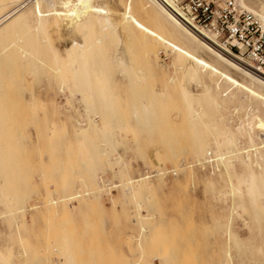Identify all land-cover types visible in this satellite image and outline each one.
I'll return each mask as SVG.
<instances>
[{
  "label": "rangeland",
  "instance_id": "1",
  "mask_svg": "<svg viewBox=\"0 0 264 264\" xmlns=\"http://www.w3.org/2000/svg\"><path fill=\"white\" fill-rule=\"evenodd\" d=\"M98 25L93 24L90 31L93 43L97 38L104 39V46L96 50L98 57H116L118 34ZM71 34H52L62 54L80 37L78 33ZM125 39V45L131 47L134 66L124 68L115 61L109 63L117 97L113 103L118 107L114 114H104L99 99L85 106L78 98L73 108L63 98L53 99L51 90L59 89L63 82L46 68L36 67L31 76L27 74L29 66L19 65L17 73L26 77L22 92L9 87L6 71L0 73L4 91L0 92V106L5 103L1 97L10 96L11 105L16 107L14 119L21 127L17 143L4 151L1 165L4 194H0V248L4 252L12 250L15 264H264V211L257 207L264 187L259 177L256 184L260 191H249L247 185H240L246 200L231 220L230 238V213L216 201L222 189L218 177H207L197 167L194 175L187 171L178 177L166 175L167 170L179 169L183 160L192 162V158L200 156L193 151L196 138L179 84L166 81V77L175 75L176 56L170 51L143 49L129 36ZM99 58L95 59L97 66ZM26 62L31 63L30 59ZM160 64L166 68L163 76L159 75ZM140 70L143 81L149 77L142 84L134 78ZM236 76L241 78L238 73ZM176 78L181 79V74L177 73ZM188 79L187 88L198 93L199 86ZM30 90L42 93L35 101V113L30 112ZM143 103L154 105L155 112L137 118L133 108ZM238 105L239 100L229 103L226 117L234 120L230 132L236 140L248 146L249 138L242 130L246 110L238 112ZM57 106L70 112L56 113ZM146 118L150 120L148 125L144 124ZM53 122L59 133L55 144L48 136ZM95 124L98 129H94ZM202 142L206 144L205 152L216 147L211 136ZM146 170L162 174L142 181L140 187L136 184L128 190L123 186L126 180L147 177L150 173L144 174ZM230 172L242 174L243 167L237 161ZM104 178L118 180L120 187L115 192L112 186L106 189ZM64 183L68 185L66 189ZM78 191L83 195L82 202L70 200L67 210L53 205L45 208L46 200H58ZM9 192L14 199L11 208L6 205ZM33 205L40 208L33 210ZM23 210L25 223L21 221ZM239 213L249 218L250 229L243 228Z\"/></svg>",
  "mask_w": 264,
  "mask_h": 264
},
{
  "label": "bare ground",
  "instance_id": "2",
  "mask_svg": "<svg viewBox=\"0 0 264 264\" xmlns=\"http://www.w3.org/2000/svg\"><path fill=\"white\" fill-rule=\"evenodd\" d=\"M239 5L257 15L264 24V0H239ZM31 20L34 21L33 25ZM93 24H99L100 28L104 27L118 34L116 57L109 54L98 57L96 50L104 46V39L95 38L94 43L91 41L90 31ZM66 33H78L80 35L78 39L81 38V42L76 38L77 40H73L72 45L70 44L71 47H66L65 53L62 54L55 46L52 36L54 34L61 36ZM128 36L143 49L150 47L152 51L157 49L158 52L159 50L165 53L170 51L176 56L175 75L166 77V81H177L176 84H179L185 104L190 111L189 121L193 136L196 138L193 151L200 156L192 158V162L183 160L179 169L167 170L166 175L178 177L184 171L194 175L197 167L207 174V177H218L217 182H221L222 189L219 190L215 199L223 210L230 213L227 233L231 238L233 236L231 220L235 211L244 207L246 200L240 185H247L249 191H260L256 184V178L259 177L264 187V111H262V108L264 109V75L244 62L228 47L214 37L204 32L198 33L188 27L159 0H0V73L6 71L9 87L22 92L26 77H20L17 73L19 65L29 66L30 71L27 74L31 76L36 67L46 68L59 76L63 82L59 89L51 90L50 96L53 99L63 98L71 108L74 107L73 103L78 98L85 106L99 99L103 103L102 112L114 114L118 107L113 103L116 95L111 85L109 63L115 61L124 68L134 66L129 51L131 47L125 45V38ZM64 40L66 43V39ZM44 54L47 55L46 58L43 57ZM96 58H99L98 66L95 63ZM28 59L31 63L26 62ZM163 66L159 70L161 76L166 72ZM142 72L140 70L134 77L139 84L149 78L143 81V74L140 77ZM177 73L181 74V79L176 78ZM236 73L240 74L241 78H238ZM186 78L199 86L198 93L187 88ZM132 81L134 82V79ZM0 90L4 92L3 88ZM30 95V103H28L30 106L33 104L30 112L35 113V101L41 98L42 93L30 90ZM156 97L157 95L154 98ZM1 100H5V103L0 106V175L4 173L1 167L5 161L4 151L17 143L18 131L21 128L14 119L16 107L11 105V97H5V99L1 97ZM236 100L240 102V105L236 107L238 112L246 110L242 130L249 138L248 146L236 140L235 135L230 132V125L234 120L230 118L227 120L226 117L229 113L228 104ZM244 105L247 108H244ZM152 106L154 105L146 103L135 106L133 115L139 118L154 114L156 107L153 109ZM62 110L70 112L69 109L57 106L56 113ZM238 119L241 117L239 116ZM63 123L64 121L61 124ZM77 124L81 125L80 122ZM144 124H150L149 118H146ZM54 125L55 122L48 128V136L52 144L56 143V136L59 135ZM94 127L98 129L96 124ZM223 135H226L225 139ZM206 136H211L215 140L216 147H211L205 152L206 144L202 140ZM237 161L243 167L242 174L230 172V168L235 167ZM256 171L259 176L256 175ZM151 173L140 179L126 180L123 186H127L128 190L132 185L138 184L140 187L139 184L142 181H149L150 178L162 174L161 171H154L155 176ZM67 186V183H64L65 189ZM118 187L120 185L116 188ZM0 194H4L2 185H0ZM88 194L89 192L85 196ZM10 195L11 192L6 195V205L11 208L14 205V199ZM259 198L261 203L257 207L262 212L264 211V193H259ZM75 199H81L82 202L83 195L80 191L58 200L57 198L46 200L45 208L53 205L56 209L67 210V202ZM38 208L40 207L33 205V210ZM12 209L16 212L15 208ZM20 213L21 221L25 223L26 213L24 210ZM239 217L243 228L250 229L249 218L244 213H239ZM143 231L146 232L147 229L143 228ZM235 237L240 238V236ZM257 250L263 253L260 246H257ZM11 251L10 249L4 252L0 248V262L15 264L14 254Z\"/></svg>",
  "mask_w": 264,
  "mask_h": 264
},
{
  "label": "built area",
  "instance_id": "3",
  "mask_svg": "<svg viewBox=\"0 0 264 264\" xmlns=\"http://www.w3.org/2000/svg\"><path fill=\"white\" fill-rule=\"evenodd\" d=\"M159 1L188 27L214 37L264 75V24L257 15L242 8L239 0ZM103 181L106 189L114 187L113 192L119 185L118 180Z\"/></svg>",
  "mask_w": 264,
  "mask_h": 264
}]
</instances>
